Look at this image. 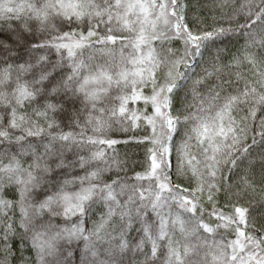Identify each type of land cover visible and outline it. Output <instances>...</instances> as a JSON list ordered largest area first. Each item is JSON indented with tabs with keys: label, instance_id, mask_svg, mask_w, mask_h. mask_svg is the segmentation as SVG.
Returning <instances> with one entry per match:
<instances>
[{
	"label": "snow or ice",
	"instance_id": "1",
	"mask_svg": "<svg viewBox=\"0 0 264 264\" xmlns=\"http://www.w3.org/2000/svg\"><path fill=\"white\" fill-rule=\"evenodd\" d=\"M0 264H264V0H0Z\"/></svg>",
	"mask_w": 264,
	"mask_h": 264
},
{
	"label": "trees",
	"instance_id": "2",
	"mask_svg": "<svg viewBox=\"0 0 264 264\" xmlns=\"http://www.w3.org/2000/svg\"><path fill=\"white\" fill-rule=\"evenodd\" d=\"M207 23L208 24H211L212 23V21H211V19H209L208 21H207ZM173 47L174 48H177V49H180L181 51H182V49H183V45H182V43H176V44H174L173 45ZM213 51H214V49H212ZM208 54L209 53H205V56L207 57L208 56ZM136 106H138V107H142V105H136ZM66 131L68 130V129H65ZM74 131H79V128H75V129H73ZM92 134V132H91V128H88V130H87V135H91ZM117 138H122V137H117ZM121 152H123L124 151V149L121 147ZM133 151H137V152H139V150H137V149H133ZM138 158H140L139 156H135V157H132V159H138ZM129 175H132V173L130 172L129 173ZM229 238H232V237H229Z\"/></svg>",
	"mask_w": 264,
	"mask_h": 264
}]
</instances>
